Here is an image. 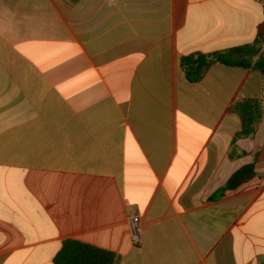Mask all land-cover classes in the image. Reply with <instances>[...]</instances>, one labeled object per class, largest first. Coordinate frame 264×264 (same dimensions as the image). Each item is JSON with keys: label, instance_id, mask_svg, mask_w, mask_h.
<instances>
[{"label": "crops", "instance_id": "0c3cea01", "mask_svg": "<svg viewBox=\"0 0 264 264\" xmlns=\"http://www.w3.org/2000/svg\"><path fill=\"white\" fill-rule=\"evenodd\" d=\"M263 22L264 0H0V264H55L67 240L264 264V74L182 66ZM241 103L261 105L247 136Z\"/></svg>", "mask_w": 264, "mask_h": 264}, {"label": "trees", "instance_id": "16d2710c", "mask_svg": "<svg viewBox=\"0 0 264 264\" xmlns=\"http://www.w3.org/2000/svg\"><path fill=\"white\" fill-rule=\"evenodd\" d=\"M264 22L258 28L257 41L254 45H244L232 48L224 53L211 55H190L182 59V66L189 81L197 82L204 77L215 62L230 67L257 68L264 74ZM264 83V81H263ZM259 103H241L233 107L240 113L243 121V131L239 135H250L261 117ZM252 165L242 167L230 179L225 190L234 189L254 176ZM117 254L103 250L80 241L67 240L55 257V264H117Z\"/></svg>", "mask_w": 264, "mask_h": 264}]
</instances>
